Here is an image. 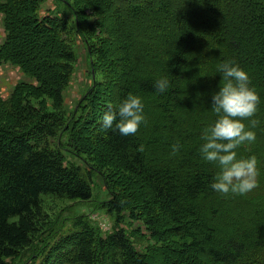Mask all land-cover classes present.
<instances>
[{
    "label": "trees",
    "instance_id": "trees-1",
    "mask_svg": "<svg viewBox=\"0 0 264 264\" xmlns=\"http://www.w3.org/2000/svg\"><path fill=\"white\" fill-rule=\"evenodd\" d=\"M56 1L66 12L41 16L46 0H0L6 32L0 63L18 66L36 82L19 84L10 98L0 96V264H11L36 241H45L53 225L46 197L92 200L94 173L104 177L113 196L110 211L141 221L154 244L139 251L125 229L103 235L89 217L80 216L50 250L73 241L53 264H264V0H125V6L120 0H79L99 18L98 26L103 24L100 44L91 43L94 38L83 29L84 15L73 0ZM135 16L146 23L132 28ZM137 27L145 31L140 38ZM75 36L86 40L98 66L102 60L116 66L118 103L113 109L129 92L144 98L147 122L137 133L125 136L102 127L84 139L83 116H65L63 94L78 61ZM136 43L139 51V43L146 50L133 61L130 51ZM112 44H122L117 59ZM227 59L249 72L262 97L256 140L238 149L241 156L258 158L259 185L249 195L215 192L210 185L218 167L199 152L202 130L218 118L211 109L222 79L216 66ZM161 76L171 81L165 92L155 87ZM98 86L102 84L95 81L85 99L90 101ZM23 87L50 95L58 111L42 112ZM65 134L75 155L90 154L93 145L102 147L120 171L106 174L86 157L88 168L68 162L61 140ZM177 142L181 147L173 154ZM123 184L126 188L120 190ZM141 185L146 192H139ZM223 204L230 212L225 217L219 212ZM242 207L255 212L254 217L226 229L222 220Z\"/></svg>",
    "mask_w": 264,
    "mask_h": 264
},
{
    "label": "rangeland",
    "instance_id": "rangeland-1",
    "mask_svg": "<svg viewBox=\"0 0 264 264\" xmlns=\"http://www.w3.org/2000/svg\"><path fill=\"white\" fill-rule=\"evenodd\" d=\"M73 2H75L76 6H78V9L82 14V17L84 15L83 17L84 23L82 22V26L84 27L83 29L85 31L89 29V33L87 32L89 36L90 35L91 37L93 36L94 39H91V43L100 44L101 38L104 37L100 33L101 29L104 30L103 24L102 27L98 26V22H100L99 18H96V15H94L93 11H90V9H87L83 3H80L81 1L79 2V0H73ZM120 3L122 4L120 6H125V0H120ZM156 3L157 2H155V4L153 5L154 7ZM118 4L119 1L116 5H112V8L111 9L109 8L108 11L109 10L112 11L114 8L117 7ZM149 7L152 6L149 5ZM59 11L66 12V8L62 3H59L56 0H46V2L41 6L39 14L41 16H47L48 14L57 15L59 14ZM70 17L72 18V20L75 19L72 16ZM111 19L113 20V17H111ZM130 20L131 21L129 22V26H131L132 28H135L140 23L142 24L146 23V22H142V20H146V19H143L140 16H135ZM134 32L137 38H140V36L144 35L145 33L144 30L140 32L139 27H137L136 30H134ZM5 37H6V32L4 27V15L0 12V45L5 40ZM74 40H75L74 48L77 52L78 61L76 63V69L73 78L71 80V83L63 94L64 106L62 108V111L66 114L65 116L68 118L71 117L73 113L77 114L76 117L78 118L80 116H83V118L86 121L84 124L85 129L82 130L81 135L82 138L85 139V138L94 137L95 134L99 130H101L102 126L100 125V123L102 122L101 118L103 114L109 109V106L114 107L118 103L117 90L115 88L113 81L114 78L113 70L114 69L116 71L118 70L116 69V66L114 67L113 64L109 66L110 62L104 63L103 60L101 62V65L98 66L97 57L92 56L89 53L86 40L83 37L80 38L79 36H75ZM33 43L36 44L38 43L37 38L36 40L33 41ZM103 43H101L102 47H103ZM15 44L19 47V45L22 44V38H21V42L17 40ZM120 45L122 44L111 45V47L113 48L112 52L115 59L118 58L117 56L120 53V51L117 52V48ZM136 45H137L136 48L130 51L132 53V56H134L133 61L134 60L136 61L135 56L136 58L138 57L139 60L140 55L143 53L144 50H146V45L143 46L141 43H139V45L141 46L140 51L138 49L137 43ZM111 47L110 50L112 49ZM107 59L108 58H105V60ZM118 65H121L120 61L118 62ZM136 66L138 73L141 74V67L139 66V63H136ZM95 81L102 84V86L96 87V89L94 90V95L92 99L89 101L88 99H85V96H87V93L93 88ZM23 83L31 84V85L36 84L35 80L33 78H30V76H28L27 74H25L18 66L13 65L11 63H5V62L0 63V96L1 97H3L4 99L10 98L12 93H14L17 90L19 84H23ZM20 90L24 93L26 92L27 96L31 98L34 104L40 107V110L42 112L45 113L47 111H54V112L58 111L59 108L55 107V102L50 95L43 93L37 94L34 92L31 93L32 89H29L27 87L20 88ZM218 90L219 88H217L216 91ZM32 94H36V95H32ZM3 114H5V112H3ZM209 116H210V109H208L205 112V118ZM86 122H90V123H86ZM259 126L260 124L258 125V127ZM61 136H62L61 140L65 145L64 153L66 154V158L68 162L70 163L72 162L76 165H81L84 168L85 167L88 168L87 164L85 163L87 158L88 160L92 161L93 164L100 167L102 171H104L106 174L108 173L111 175H115V172L120 171L117 167H115L114 165L115 163H113V157L109 155L106 149L93 145V150L90 151V154L85 153L84 155L82 154L78 156L75 155L71 151V149H68L69 147L67 145L69 140V134H65ZM260 139L262 140V138ZM98 150L102 151L104 154L97 152ZM93 177H94V184H93L94 194L92 200L90 201H77V200L73 201L67 198L46 197L45 207L49 215V220L53 225L50 226L48 231L45 233V241H40V239L36 241L34 247L30 251H28L22 258L9 260L11 264H53L54 261L57 259L59 252L68 249L73 241L63 244L64 246H61V249H59V251L55 250L50 252V250L52 249L54 244L57 241H59V239L62 236L66 235V233H68L69 230L73 229L74 227L72 225L73 221L80 216L89 217L91 222L97 227H99L103 235L109 234L118 228L125 229L129 233L132 241L134 242L135 248L138 249L139 251H145V248L154 244L151 235L145 229V226L141 221H134L132 218H130L129 214L126 212H123L122 215H117L116 213L110 211L108 204L110 200H112L113 196L108 190L104 177L99 173H94ZM141 182L142 181H139L137 184H135V186L136 187L139 186L140 184H142ZM122 187L123 189L120 190H125L124 188L126 187L124 184L122 185ZM139 189H140L139 192L141 191L146 192L147 188H142L141 185ZM125 193L127 194V192L125 191L123 192V195H125ZM249 194L250 193H248L247 195ZM242 209L245 210L239 211L237 214L233 212L234 214H231L232 216L231 218L229 219L226 218V220H222L225 223L224 226H226V229L231 228L234 224L237 225L239 222H246L254 217L253 215L255 212L253 213L252 211H250L251 212L250 213L249 208L247 207H242ZM219 212H220V216H224V217L230 214L228 210V205L226 204L221 205L219 207ZM205 214H207V212ZM172 256L175 257L176 255L172 254ZM50 259L52 260L49 263Z\"/></svg>",
    "mask_w": 264,
    "mask_h": 264
},
{
    "label": "clouds",
    "instance_id": "clouds-1",
    "mask_svg": "<svg viewBox=\"0 0 264 264\" xmlns=\"http://www.w3.org/2000/svg\"><path fill=\"white\" fill-rule=\"evenodd\" d=\"M217 73L222 76L219 90L213 94L211 109L218 118L208 124L201 133L199 152L207 162L217 165L210 187L222 195H244L258 187L260 170L256 155L241 156L238 149L254 143L259 123L256 114L262 97L251 83V76L234 60L227 59L217 64ZM171 81L161 76L155 82L158 92L169 89ZM104 129L118 130L122 135H132L147 122L144 98L129 92L113 109L101 118ZM179 142L172 145V153L180 150ZM144 150V145L140 146Z\"/></svg>",
    "mask_w": 264,
    "mask_h": 264
}]
</instances>
